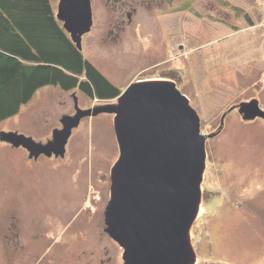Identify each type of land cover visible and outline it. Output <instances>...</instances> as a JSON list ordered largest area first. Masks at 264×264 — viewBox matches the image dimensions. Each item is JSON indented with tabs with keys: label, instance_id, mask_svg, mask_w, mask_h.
<instances>
[{
	"label": "rangeland",
	"instance_id": "1",
	"mask_svg": "<svg viewBox=\"0 0 264 264\" xmlns=\"http://www.w3.org/2000/svg\"><path fill=\"white\" fill-rule=\"evenodd\" d=\"M91 11L84 57L121 92L137 80L174 81L207 135L189 231L195 264H264V121L235 109L222 124L241 100L264 111V0H91ZM115 100L44 86L0 121V264H123L104 230L119 154L114 115L81 117L63 156H30L1 137L45 144L61 117L77 113L75 101L84 110Z\"/></svg>",
	"mask_w": 264,
	"mask_h": 264
},
{
	"label": "water",
	"instance_id": "2",
	"mask_svg": "<svg viewBox=\"0 0 264 264\" xmlns=\"http://www.w3.org/2000/svg\"><path fill=\"white\" fill-rule=\"evenodd\" d=\"M56 18L81 50V37L92 26L91 0H58ZM114 103L79 109L60 118L45 144L15 132L30 156H63L72 128L81 117L106 111L113 114L118 158L110 169L105 231L122 248L123 264H195L190 227L200 205L205 167L206 134L199 117L171 80H137ZM244 119L264 118L254 99L238 104Z\"/></svg>",
	"mask_w": 264,
	"mask_h": 264
},
{
	"label": "trees",
	"instance_id": "3",
	"mask_svg": "<svg viewBox=\"0 0 264 264\" xmlns=\"http://www.w3.org/2000/svg\"><path fill=\"white\" fill-rule=\"evenodd\" d=\"M50 85L98 100L121 92L75 47L52 0H0V121Z\"/></svg>",
	"mask_w": 264,
	"mask_h": 264
},
{
	"label": "flooded vegetation",
	"instance_id": "4",
	"mask_svg": "<svg viewBox=\"0 0 264 264\" xmlns=\"http://www.w3.org/2000/svg\"><path fill=\"white\" fill-rule=\"evenodd\" d=\"M180 9V8H179ZM133 11V10H132ZM128 15H129V13H128ZM248 100H241L240 102H247ZM239 102V103H240ZM233 107H231V109H227V111L222 115V124H223V119H224V117L228 114V113H230L231 111H233V110H237V114H239V116H240V118H241V120H243V121H248V120H254V119H257V120H263L264 121V118H262V117H260V116H256V117H254L253 119H244L243 117H242V115L238 112V103H234L233 105H232ZM222 128V126L220 127V129ZM220 129H219V131H220ZM218 133V132H217ZM207 138V137H206ZM14 234V232H11V235H13Z\"/></svg>",
	"mask_w": 264,
	"mask_h": 264
},
{
	"label": "crops",
	"instance_id": "5",
	"mask_svg": "<svg viewBox=\"0 0 264 264\" xmlns=\"http://www.w3.org/2000/svg\"><path fill=\"white\" fill-rule=\"evenodd\" d=\"M42 246H43L45 249L47 248V247H45L44 245H42ZM42 246H41V247H42ZM44 248H43V249H44ZM40 250H41V248H40V249L37 248V250L35 249L36 255L39 254V251H40ZM46 250H48V249H46ZM50 251H51V250H48V252H50ZM40 252H42V250H41ZM37 256H38V255H37ZM44 256H46V255H44ZM44 258H46V257H44ZM27 264H31V263L28 262Z\"/></svg>",
	"mask_w": 264,
	"mask_h": 264
}]
</instances>
